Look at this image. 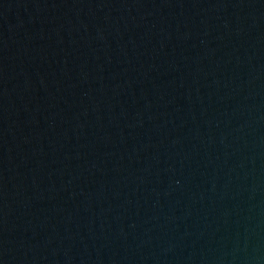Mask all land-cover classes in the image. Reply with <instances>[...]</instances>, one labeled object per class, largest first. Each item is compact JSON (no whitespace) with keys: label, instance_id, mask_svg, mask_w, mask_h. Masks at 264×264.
Masks as SVG:
<instances>
[{"label":"water","instance_id":"water-1","mask_svg":"<svg viewBox=\"0 0 264 264\" xmlns=\"http://www.w3.org/2000/svg\"><path fill=\"white\" fill-rule=\"evenodd\" d=\"M0 264H264V0H0Z\"/></svg>","mask_w":264,"mask_h":264}]
</instances>
